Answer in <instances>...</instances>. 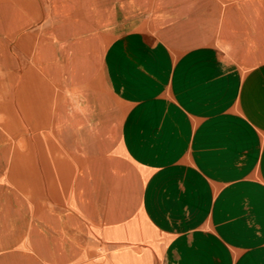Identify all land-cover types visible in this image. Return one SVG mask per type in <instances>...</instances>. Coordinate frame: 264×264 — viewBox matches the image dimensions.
Segmentation results:
<instances>
[{
  "label": "crops",
  "instance_id": "1",
  "mask_svg": "<svg viewBox=\"0 0 264 264\" xmlns=\"http://www.w3.org/2000/svg\"><path fill=\"white\" fill-rule=\"evenodd\" d=\"M0 264H264V0H0Z\"/></svg>",
  "mask_w": 264,
  "mask_h": 264
}]
</instances>
